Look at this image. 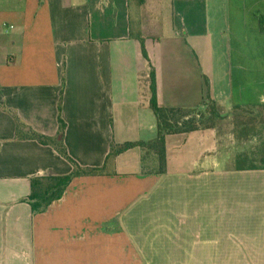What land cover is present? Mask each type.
Returning <instances> with one entry per match:
<instances>
[{"label":"crops","instance_id":"obj_1","mask_svg":"<svg viewBox=\"0 0 264 264\" xmlns=\"http://www.w3.org/2000/svg\"><path fill=\"white\" fill-rule=\"evenodd\" d=\"M259 14L264 0H0V264H264V168L235 167L230 114L264 103ZM151 70L159 105L223 114L166 135L163 173L139 146L106 162L156 136ZM58 115L72 160L104 169L34 213L31 178L73 166L17 121L52 136Z\"/></svg>","mask_w":264,"mask_h":264},{"label":"trees","instance_id":"obj_2","mask_svg":"<svg viewBox=\"0 0 264 264\" xmlns=\"http://www.w3.org/2000/svg\"><path fill=\"white\" fill-rule=\"evenodd\" d=\"M259 27L264 31V15L259 14ZM144 56L146 53L142 48ZM63 83V76H62ZM60 93H62V88ZM150 108L156 117V136L148 141L125 142L123 144H110V150L106 157V162L115 154L133 147L139 146L145 153L153 152L157 158V173H163L166 165V155L164 146V137L168 134L189 133L198 129H207L214 126L217 119L223 116L219 105L212 99L203 104L202 107L183 108L168 107L159 105L155 96L154 73L150 71ZM60 107L58 106V109ZM233 122V131L237 140L246 139L248 126L255 120H264V103L250 105H233L230 109ZM58 128L55 135L49 136L41 134L26 124L17 121V133L21 132L22 137L34 138L42 144L51 145L60 155L66 158L73 166L70 173L61 176L34 177L31 178V191L28 196L32 212L43 210L53 200L60 198L65 186L74 176L96 175L103 172L101 167H81L68 155L63 144V131L65 123L58 115ZM251 158L244 152H238L234 158V164L237 169H252L263 167L253 163Z\"/></svg>","mask_w":264,"mask_h":264},{"label":"rangeland","instance_id":"obj_3","mask_svg":"<svg viewBox=\"0 0 264 264\" xmlns=\"http://www.w3.org/2000/svg\"><path fill=\"white\" fill-rule=\"evenodd\" d=\"M244 142V149L251 161L257 165L264 164V120H255L248 126V133Z\"/></svg>","mask_w":264,"mask_h":264}]
</instances>
